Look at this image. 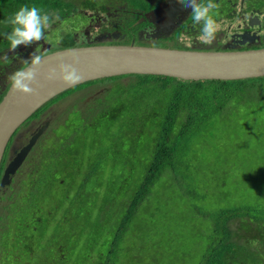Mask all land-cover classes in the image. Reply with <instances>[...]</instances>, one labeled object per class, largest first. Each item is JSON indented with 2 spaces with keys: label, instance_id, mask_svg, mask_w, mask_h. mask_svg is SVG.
<instances>
[{
  "label": "trees",
  "instance_id": "16d2710c",
  "mask_svg": "<svg viewBox=\"0 0 264 264\" xmlns=\"http://www.w3.org/2000/svg\"><path fill=\"white\" fill-rule=\"evenodd\" d=\"M24 5L70 11L72 3L64 0H0V35L5 37V33L11 32L12 26L6 21ZM72 45L70 39L64 41L65 47ZM117 77L123 76L111 78ZM158 77L165 81L172 79ZM256 79L260 85L251 88L249 85H253L251 83L254 79L198 82L172 79L178 85L172 91V98L164 112L153 111L163 109L157 106L150 110L149 117L160 122L161 132L149 143L150 150L144 155V169L140 171L133 164H124L128 163L127 155L133 150V135L116 127L124 111L121 106L104 112L93 120V125L87 124L83 129H77L73 139L58 135L57 130L53 129L49 134L51 139L42 140L39 148L47 150L49 164L45 172L49 180L40 178L44 173L42 170L30 185V190L33 188L31 191L37 199L38 218L47 215L45 206L48 203L41 200L42 190L48 184L55 185L61 191L58 202L66 208V214L72 219L71 214L73 211L75 213L80 202H88L93 197V235L98 234L105 238L111 236L112 243L107 244L108 255L118 251L117 244L121 237L118 232L128 239L123 252H129L131 256L139 253L141 249L144 252L156 250L158 256H149L150 264H264V167L259 168L254 176L248 172L244 184L239 181L242 179L239 173H233L238 180H231L222 169V166H230L231 169L239 165L237 153L231 155L225 151L224 154L217 152L203 157L195 150L196 145L199 146L200 136L206 130L214 128L217 117L219 123L230 121L238 125V128H244L252 139L257 133H261L257 131V123L264 120V77ZM162 89H168L166 83ZM48 103H52V100ZM96 110L98 109L93 105V117ZM111 125L114 129L112 140L108 134ZM92 130L93 137H87L88 131ZM209 136L210 140L217 138L215 131L210 132ZM222 140L231 144L226 137ZM46 141L50 142L49 147L45 144ZM257 142L264 153V139ZM238 145L239 142L236 141L230 150ZM189 146H193L194 153L199 155L192 164H189ZM201 158L203 159L200 160ZM206 160L209 165L208 172L205 170ZM107 175L111 177L108 183L105 182ZM207 175L213 181L209 186L206 183ZM97 177L104 178V184H95ZM163 179L168 180L160 188ZM21 181L26 182L25 176ZM230 183L253 186L257 192L254 195L257 196L254 199L256 202L253 205L243 203L230 208H213L206 202L204 194L213 187L215 193H220L221 187ZM169 185L176 188L180 198L193 204L195 214L188 218L181 215L182 218L174 219L173 232L155 233L157 240L153 243L147 240L145 246L139 247L135 243L134 235H130L131 221L140 210L149 206L152 196L157 192L162 193ZM224 200L223 197L221 203ZM57 211L55 209V214ZM197 216L212 222L206 235H202L194 243L200 251L192 253L185 250L176 254L173 241L176 227L197 228ZM165 247L167 248L161 251ZM103 263L113 264V260L107 258Z\"/></svg>",
  "mask_w": 264,
  "mask_h": 264
},
{
  "label": "rangeland",
  "instance_id": "374dc122",
  "mask_svg": "<svg viewBox=\"0 0 264 264\" xmlns=\"http://www.w3.org/2000/svg\"><path fill=\"white\" fill-rule=\"evenodd\" d=\"M76 1L77 2H75V4L78 9L80 0ZM42 10L53 17L50 27H52L53 24H56L54 28L49 29L52 37H56L58 35V30L61 33L63 30H68V28L74 26V23L71 22L73 15L68 21L62 20V18L69 13L70 15L75 13L77 10H74L73 8L72 12L58 9L52 10L48 8H42ZM257 80L258 79H254V82L251 83L253 85H249V88L259 86L260 83ZM165 83L167 84L168 89H162L163 84ZM89 85H93L91 88L93 91L96 88L97 90L100 88L103 89V91L104 88L107 90L102 96H100V99L93 100L90 107H85L84 101L87 100L90 94H85L87 91L80 92L79 90L85 89V87ZM177 85V81L172 79L165 81L164 79H159L158 76L151 77L142 75H127L117 78L98 79L86 84L84 83L82 85L72 87L53 98L52 102H59L53 106L48 114H46L48 116L55 117L53 123L55 129L57 130L56 134L61 136L65 135L70 139H73L76 137L75 131L77 129L81 130L87 124L93 125V120H96L104 112L109 111L115 106H121L124 111L122 116H120V120L117 121L116 127L126 131L127 133H130V135H133V150L127 155L128 163L124 164L129 166L133 164L140 171V169H144V155L145 152L150 150L149 143L152 141V139L157 138L161 132L160 122L154 121L149 117L150 110L157 106L163 109L153 111H159L163 113L165 110L164 108L167 107L172 98V91L177 87ZM93 105L96 109H98L96 110L97 113L94 115V117ZM219 122L220 120L217 117L214 128L206 130V133H202L199 141L196 140L198 141L199 146L196 145L195 150L203 157L206 155L210 156L212 153L217 154V152L224 154L223 152L225 151H228L227 153H230L231 155H233V153H237L236 157L239 159V167L233 166L230 169V166H222V169L226 175L231 177V180H238L235 178L237 176L233 175V173H239V177L242 178L239 180L240 183L243 182L245 184L247 181L246 175L249 174L248 172L254 176L259 168L264 167V153L257 144V140L260 141L264 139V120L262 119L257 123L259 124L257 131H261V133H257L253 139L246 133L244 128H238V125L236 126L234 122L229 121L224 124ZM113 131L114 129L111 125V127L108 129V134L111 137V140L113 138ZM212 131H215L217 135L216 140H210L211 138L209 135ZM88 132L89 133H87L86 136L92 138L93 130ZM224 137H226L231 142V144L225 143L222 140ZM236 141L239 142L238 147L230 150L234 147L233 144L236 143ZM127 143L128 142H126V144ZM189 151V164H192L194 163V159H198L199 155L194 153L193 146H189ZM202 159L203 158L200 160ZM50 164L52 165V163ZM46 167L47 163L44 166V173L40 175V178L49 180V176L45 172ZM105 169L107 170L106 167ZM205 170L207 172L209 171L207 160ZM110 178L107 175V178L105 177V182L108 183ZM251 179L252 178H249V180ZM167 180L168 179H163L159 187L161 188ZM212 182L213 181L210 179V176L207 175L206 183L208 186L211 185ZM96 183L104 184V178L97 177L95 179V184ZM240 183H230L229 185H225L221 187L220 193H215L213 187L208 193H203L206 197V202L211 204L213 208L217 206H228L230 208L234 205H240L243 203L247 205H253L256 202V200L254 201L255 197L257 199V196L254 197L255 193H257L256 189L253 186H243V184ZM60 195L61 191L56 189L55 185L48 184L47 187L42 190L41 200H44L48 203L45 206V210L47 211V214H49L48 222L50 227L46 238L48 237L49 242H55L54 244H49L50 250L52 251L51 248L58 244V238V241L64 240L63 244L66 246L69 244L71 246L75 245L78 247L77 249L80 253V257L77 256V259H74V251H66L65 255L70 259V263L65 262L63 264H104L103 262H105L107 258L112 259L113 264H150L149 256H158V252L156 250L144 252L141 249L139 253L136 255L133 253L132 256L129 252H123L128 239L118 232L117 234L121 236L117 244L118 251L112 255H108L107 252L109 251V247L107 244L112 243L111 236L105 238L98 234L93 235V197H91L88 202H80V205L76 207L75 213L73 211L71 214L73 217L72 219L68 214H66V208L63 207L60 202H58ZM19 197L22 198L20 199V203L22 204L21 207L24 210L21 214L23 216H21L19 212H14V214L15 216L17 215V219L19 221H22V218H26L25 212L29 209V204H27V201H25L27 195L24 189L20 190ZM223 197L225 200L221 203ZM119 198L124 199V197L121 196H119ZM197 204L200 206V202ZM262 204L264 205V201ZM192 205L187 199L180 198L176 192V188L172 185H169L162 193L157 192L154 197L152 196L148 206L149 208L147 207L143 210H140L137 216L132 219L130 235H134L135 243L139 247L145 246L147 240H149L150 243H153L155 240H157L155 233L170 231L173 232L172 221L174 219L182 218L181 215H184L185 218L193 216L195 213ZM55 209L56 211L58 210L57 214H55ZM61 220L64 224L58 228L56 221ZM182 223H184V219H182ZM195 223L197 225V228L195 229L192 227H189L188 229H181L178 226L176 227V233L173 237L174 251L176 254H180L185 250H190L192 253H198L200 251V249L195 246L194 243L199 241L202 235H206L208 229L211 227L210 225H212V222H210L208 219L197 216ZM9 226L13 230L17 228L16 224H12V221L9 222ZM27 234H29V230H27ZM32 235L35 240L41 239L40 235ZM3 244L4 240L2 238L1 246H3ZM34 245H36V243H34ZM166 248L167 247L161 251L165 250ZM44 255L45 253L42 252L37 253V264L42 261L41 259L44 258ZM66 257L64 259L67 261Z\"/></svg>",
  "mask_w": 264,
  "mask_h": 264
},
{
  "label": "flooded vegetation",
  "instance_id": "af4514ba",
  "mask_svg": "<svg viewBox=\"0 0 264 264\" xmlns=\"http://www.w3.org/2000/svg\"><path fill=\"white\" fill-rule=\"evenodd\" d=\"M69 2L72 3L70 12L72 8L78 12L71 15L69 13L62 20L68 21L73 15L71 22L74 26L61 33L58 30L56 37H52L49 31L56 25L53 24L45 30L44 40L27 47L19 46L13 52L10 50L9 41L4 35H0V101L11 85L7 77L25 67L22 61L30 60L35 51L43 56L67 49L64 46V41L67 39L73 43L68 48L92 45H133L208 52L264 49V0H214L219 5L216 19L220 28L211 44H205L199 40L202 25L193 22L192 9L185 7L180 0H80L78 9L76 0H69ZM43 49L46 51L42 52ZM92 86L79 90L90 94L84 101L85 107H90L93 100L100 98L106 90L103 87L104 91L101 88L93 91ZM58 102L46 103L45 107L42 106L24 122L21 128H18L19 132L16 131L17 133L13 134L3 154L0 163V180L8 164L13 162L32 137L42 130L22 164L10 176L11 181L0 188V264H37L36 256L40 252L45 255L38 264L70 263L65 253L71 250L74 251V259H77V256L80 257L77 246L69 244L66 246L63 244L64 240L58 241L59 238L58 244L51 248L52 251L50 250L49 244L55 242H49L48 237L46 238L50 227L49 214L38 218L37 199L31 191L33 188L30 190L33 180L44 170L45 164L49 163L47 150L39 148L43 143L42 140L49 139L50 132L55 129L53 123L55 117L47 114ZM45 144L47 147L50 146L48 141ZM24 176L26 182L21 181ZM26 187V201L29 209L25 212L26 218L19 221L14 212H19L21 215L24 211L19 194L20 190ZM10 221L16 224L15 230L10 228ZM56 224L59 228L64 223L61 220L56 221ZM32 234L40 235L41 239L35 240ZM2 238L3 246H1Z\"/></svg>",
  "mask_w": 264,
  "mask_h": 264
},
{
  "label": "water",
  "instance_id": "95a60500",
  "mask_svg": "<svg viewBox=\"0 0 264 264\" xmlns=\"http://www.w3.org/2000/svg\"><path fill=\"white\" fill-rule=\"evenodd\" d=\"M46 50L43 49L42 52ZM38 66L35 94L12 91L11 85L0 101V163L13 134L37 110L66 90L86 82L116 76H161L181 81H238L264 77V49L247 51H187L133 45H92L57 50L43 55ZM74 59L81 79L68 85L61 79L46 80L50 69ZM38 131L27 146L9 163L0 180L7 185L27 153Z\"/></svg>",
  "mask_w": 264,
  "mask_h": 264
},
{
  "label": "clouds",
  "instance_id": "9594fccd",
  "mask_svg": "<svg viewBox=\"0 0 264 264\" xmlns=\"http://www.w3.org/2000/svg\"><path fill=\"white\" fill-rule=\"evenodd\" d=\"M185 7L192 9L191 18L195 24L202 25L199 40L211 44L220 28L216 15L219 5L214 0H180ZM52 16L36 6H22L6 23L12 26L5 38L10 43V50L15 51L19 46H31L45 39V29L50 27ZM43 57L32 54L30 60L22 61L25 67L18 69L7 77L11 81V89L23 95L35 94L34 85L38 66ZM76 61L61 63L57 69H50L46 80L61 79L68 85H74L81 79L76 67Z\"/></svg>",
  "mask_w": 264,
  "mask_h": 264
}]
</instances>
